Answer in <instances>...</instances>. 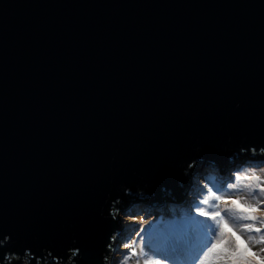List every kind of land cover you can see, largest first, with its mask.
Listing matches in <instances>:
<instances>
[{
	"label": "water",
	"instance_id": "1",
	"mask_svg": "<svg viewBox=\"0 0 264 264\" xmlns=\"http://www.w3.org/2000/svg\"><path fill=\"white\" fill-rule=\"evenodd\" d=\"M261 148L264 0H0V264H110Z\"/></svg>",
	"mask_w": 264,
	"mask_h": 264
},
{
	"label": "rangeland",
	"instance_id": "2",
	"mask_svg": "<svg viewBox=\"0 0 264 264\" xmlns=\"http://www.w3.org/2000/svg\"><path fill=\"white\" fill-rule=\"evenodd\" d=\"M261 169H264L261 168ZM258 169V170H261ZM249 172V171H248ZM246 171H232L222 177H216V179H211L212 182H220L222 184V189L220 192H217V196H221L224 199L235 198L237 195L243 196L249 203H255V201L251 200V196H256L259 190H253L251 194H248L243 186H241V191H231V188H228L229 184L236 183L235 181V173L247 174ZM206 176H195L190 179V186L187 190V196L184 197L182 207L175 211L172 214L161 216V217H152V216H142V215H129L118 217L119 225L123 228V232H119L115 238L114 242V250L111 255L110 264H119V260L125 256L129 255L131 249H125L122 247L124 243H131L132 238L135 236V241L137 243L140 242L141 238H143L142 249L145 253L144 258H147L148 255L152 256L154 259H158L161 261V264H264V243H256L254 240H249L247 236L244 234V231H241V228H244V225L254 224L255 229H261L264 225H261V220H264V217H259V212L255 213L257 215V220H245L243 219V215L245 213H240L231 205H225L220 201L215 200L210 201L208 204H198V200L196 199L200 197V193L202 192L206 196H208L207 186L210 185L206 183H201V181H205ZM215 178V177H213ZM245 184L249 183L248 181L244 182ZM198 187L199 190L193 193V189ZM228 190V191H227ZM236 190V189H235ZM198 196V197H193ZM245 199L241 200V203L245 202ZM264 199V197H262ZM197 204V205H194ZM216 205L213 208V205ZM261 210H264V205L258 206ZM203 208L206 212L210 211H220L221 215L224 217L229 224V226L236 232L237 235L241 237L244 241V245H237V242L234 237H232L228 233H224L221 231V225H217L215 228L216 235L211 236V225L208 221L207 217H198V209ZM225 213L230 218H226ZM143 217V231H140L142 222L139 219ZM137 218L133 221L131 218ZM221 218L216 217V220L219 221ZM233 222V224H231ZM239 224L241 226H239ZM198 225L197 229L194 231L196 236H199L201 230H205L210 237L212 243L207 244V248L204 246L203 254L197 258L189 259L190 255L186 252H191L190 248H193V245L185 244L186 248H184V243H181L178 239H176L177 233L180 229L190 226ZM153 226L157 229L154 230ZM239 226V227H237ZM237 227V228H236ZM247 229V228H246ZM251 230V229H247ZM133 234L130 236L131 232ZM156 231L158 235L156 234ZM137 232L141 234V236L137 235ZM256 232V231H255ZM251 232L249 235H252ZM258 239L261 235H264V231L262 229L259 232H256ZM130 236V237H129ZM140 238H139V237ZM139 238V239H138ZM156 241V245L152 246L151 244ZM171 243L172 250L167 246ZM219 245L216 248H213L212 245ZM250 249L251 251H247L245 249ZM135 247V245H133ZM199 248H194V252L196 254H200ZM141 248H136L137 255L133 256L129 262V264H134L136 259H140ZM254 253L255 255H252ZM197 260V261H196Z\"/></svg>",
	"mask_w": 264,
	"mask_h": 264
},
{
	"label": "clouds",
	"instance_id": "3",
	"mask_svg": "<svg viewBox=\"0 0 264 264\" xmlns=\"http://www.w3.org/2000/svg\"><path fill=\"white\" fill-rule=\"evenodd\" d=\"M243 151H245V150L241 149V152H243ZM251 151H252V153H255L256 149L253 148V149H251ZM260 152L264 153V148H261ZM234 175H235L236 183L235 184H229L228 185L229 188H240L241 186H243L248 194H251L253 190H259V197H264V169L250 170L247 174L235 173ZM245 181H248L249 183L245 184L244 183ZM189 186H190V184L188 185V187ZM213 198L217 201H220L221 203H223L225 205H231L236 210H238L240 213H245L246 215L242 216L243 219H245V220H253V221L257 220L258 217H257V215H255V213H257V212H259V217H264V210H261L258 207L259 205H264V199H258L256 196H251V200L255 201V203H249L241 195H237L234 199L230 198V199L225 200L221 196L215 195L211 189H208V196L206 198H204L201 201V203L202 204H208L209 200H211ZM242 199H245L244 203H241ZM199 211L203 212L204 209L201 208V209H199ZM211 215L217 216V215H219V213H212ZM112 218L115 220L116 215L113 214ZM131 219L133 221H135L137 218L133 217ZM139 219L142 222L140 231H143L144 230L143 229V217L141 216ZM220 225H221V231L224 233H228L232 237H234L238 246L244 245V241L241 239L240 236H239V238L236 237V235L232 231V228L229 226V224L226 220L221 218ZM261 225H264V220H261ZM244 227L247 229H253L256 226L254 224H247V225H244ZM256 231L259 232L260 229L257 228ZM137 235H139V232H137ZM113 239H114V237H113ZM248 239L253 240V239H255V237L249 236ZM5 240H8V237H5ZM256 243H264V235H261L259 237V239L256 240ZM133 245H135V247H133ZM142 245H143V238H141L139 243H137V241H135V240H133L131 243H124L122 245V247L125 249H131V252L129 255L123 256L119 260V264H129L131 258L133 256L137 255L136 248H141V252L139 254L141 258L136 259L134 261V264H161L160 260L154 259L150 255H148L147 258H144L145 253L142 249ZM109 247H111V245H109ZM70 251H71L72 257H75L79 254V249H70ZM25 255H26V257L30 255L28 250H25ZM200 256H201V254L199 255V257ZM13 258L19 259V257H16L14 254H13ZM5 259H8V257L6 256ZM104 259H105V261H107L108 258L105 257ZM70 260H71V257H70ZM25 264H28L27 260H25Z\"/></svg>",
	"mask_w": 264,
	"mask_h": 264
},
{
	"label": "trees",
	"instance_id": "4",
	"mask_svg": "<svg viewBox=\"0 0 264 264\" xmlns=\"http://www.w3.org/2000/svg\"><path fill=\"white\" fill-rule=\"evenodd\" d=\"M213 177H215V176H212V177H208V176H206L205 177V181L203 180V181H201V183H206V184H208V185H210V187L209 186H207V189H211L212 190V192L215 194V195H217L216 193L217 192H220L221 191V189H222V184L220 183V182H212V181H210L211 179H216V177L215 178H213ZM236 182V181H235ZM233 184H235V183H233ZM229 187H227V189H228ZM236 189V190H235ZM197 190H199V188L198 187H196V188H194L193 189V193H195V192H197ZM242 190V188L240 187V188H231V191H241ZM228 191V190H227ZM256 194H259V192H257ZM185 196V195H184ZM193 197H198V196H194L193 195ZM207 196L205 195V194H203L202 192L200 193V197H198V198H196V199H199L198 200V204L199 203H201V201L204 199V198H206ZM257 198L258 199H262V197H259V195H257ZM210 201H214L215 202V199L213 198V199H211ZM194 205H197V204H194ZM168 209H174V207H168ZM136 211H137V209H135ZM230 217H232V216H229L228 214L226 215V218H230ZM231 224H233V222L231 223ZM239 226H241L240 224H239ZM239 226H237V227H239ZM197 227H198V225H194V226H190V227H183L182 229H180L179 231H178V233H177V236H176V239H178L181 243H184V248H186V245L185 244H190V245H193V248H190V251L191 252H186L187 254H194L193 256H191L190 255V258L189 259H191V260H193L192 258H196L197 257V255L198 254H196V253H193L194 251V248H199L198 250H200V249H202L205 245H207L208 244V240H209V236H208V234H207V232L205 231V230H201V233H200V235L199 236H196L195 234H194V231L197 229ZM236 227V228H237ZM262 229V231H264V227H262L261 228ZM260 229V230H261ZM241 231H244V234L247 236V238L249 237V236H253V237H255V239H253L254 240V242H256V240H258V236H257V234H256V229L255 228H253V229H251L250 231L249 230H247L245 227L244 228H241ZM256 231V232H255ZM251 232H253L252 233V235H249ZM133 234V231L131 232V234H130V236ZM129 236V237H130ZM139 236H141V234H139ZM138 236V237H139ZM140 238V237H139ZM138 238V239H139ZM133 239H135V236L132 238V240L131 241H133ZM152 246H154V245H156V241L155 242H153L152 244H151ZM169 249H171L172 250V247H171V243L169 244V246H167ZM208 247V246H207ZM206 247V248H207ZM187 249V248H186ZM200 255V254H199ZM198 260V259H197ZM196 260V261H197Z\"/></svg>",
	"mask_w": 264,
	"mask_h": 264
},
{
	"label": "snow or ice",
	"instance_id": "5",
	"mask_svg": "<svg viewBox=\"0 0 264 264\" xmlns=\"http://www.w3.org/2000/svg\"><path fill=\"white\" fill-rule=\"evenodd\" d=\"M223 199H224V198H223ZM225 200H226V199H225ZM212 207L215 208L216 205L214 204ZM200 209H201V208H200ZM212 213H219V215H217V216H213V215H211ZM225 215H227V213H225ZM198 217H207V218H208V221H209V223H210V225H211V229H212L211 236H215V235H216L215 228H216V226H217L218 224L220 225V220H221V219H220L219 221H217V220H216V217H220V218H223V219H224V217L221 215V212H220V211H210V212H206V211L204 210L203 212H201V211H199V209H198ZM232 231H233V229H232ZM233 233L236 235L237 238H239V235H237L235 231H233ZM208 243H212V241H211L210 238H209V240H208ZM218 246H219V245H216V244H213V245H212L213 248H216V247H218ZM205 247H207V245H205ZM245 249H246L247 251H249V252L251 251L250 249H247L246 246H245ZM200 254H203V249L200 250ZM252 255H255V254L252 253ZM196 258L199 259V255H197Z\"/></svg>",
	"mask_w": 264,
	"mask_h": 264
},
{
	"label": "bare ground",
	"instance_id": "6",
	"mask_svg": "<svg viewBox=\"0 0 264 264\" xmlns=\"http://www.w3.org/2000/svg\"><path fill=\"white\" fill-rule=\"evenodd\" d=\"M153 229L156 230L157 228L155 226H153ZM156 234L158 235L157 231H156Z\"/></svg>",
	"mask_w": 264,
	"mask_h": 264
}]
</instances>
